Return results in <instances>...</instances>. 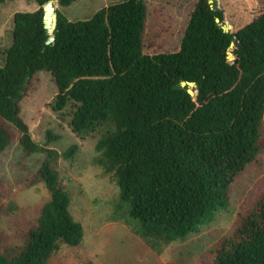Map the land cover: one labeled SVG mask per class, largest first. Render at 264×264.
Masks as SVG:
<instances>
[{
	"label": "trees",
	"instance_id": "trees-1",
	"mask_svg": "<svg viewBox=\"0 0 264 264\" xmlns=\"http://www.w3.org/2000/svg\"><path fill=\"white\" fill-rule=\"evenodd\" d=\"M25 1L39 10L15 15L0 68V156L14 144V131L25 157L46 154L30 185L44 184L51 198L17 246L0 247V264H50L64 248H81L85 241L53 167L59 158L74 159L80 148L62 156L43 148L21 116L40 73L57 87L54 112L76 105L70 123L75 135L113 127L98 143L93 169L118 189L113 222L153 252L162 255L228 211L236 179L264 152V9L250 10L254 0L222 6L196 0L180 50L152 54L148 0H126L85 22L58 12L54 37L44 26V6L57 1L66 9L77 0ZM238 19L243 26L226 33L227 20ZM56 139L48 137L50 143ZM205 262L264 264V193L198 264Z\"/></svg>",
	"mask_w": 264,
	"mask_h": 264
},
{
	"label": "rangeland",
	"instance_id": "rangeland-1",
	"mask_svg": "<svg viewBox=\"0 0 264 264\" xmlns=\"http://www.w3.org/2000/svg\"><path fill=\"white\" fill-rule=\"evenodd\" d=\"M124 1L77 0L66 9L55 1V7L70 22H85L99 11ZM215 1L222 6L226 0ZM148 2L151 12L148 45L156 44L151 52L148 49L149 53L179 51L196 0ZM254 2L255 10L248 2L250 10L258 13L264 9V0ZM38 10L37 4L25 0H7L0 6V68L3 67L5 53L12 45L15 15ZM225 13L230 16L227 11ZM244 23L245 20H227L226 27L236 31ZM57 95L52 77L48 73H40L21 104V116L36 144L56 151L60 156L73 146L80 148L74 159L59 158L53 167L58 170L60 181L71 196L73 217L85 228V241L81 248H64L50 264H198L202 259L211 257L216 244L234 232L240 217L252 211L264 193L263 152L258 162L236 179L231 188L228 211L218 215L214 223L203 227L187 241L176 242L158 255L124 224L113 222L118 189L110 180H100L99 172L93 169L95 159L101 155L97 150L98 143L113 127L107 126L90 135H75L70 123L77 107L70 103L63 112H54L53 103ZM12 135L14 144L0 156V247L6 244L17 246L24 238V230L29 224L37 223L42 208L51 198L44 184L30 185L46 154L25 157L19 135L15 131ZM49 135L57 138L56 141L50 143Z\"/></svg>",
	"mask_w": 264,
	"mask_h": 264
},
{
	"label": "water",
	"instance_id": "water-1",
	"mask_svg": "<svg viewBox=\"0 0 264 264\" xmlns=\"http://www.w3.org/2000/svg\"><path fill=\"white\" fill-rule=\"evenodd\" d=\"M51 6H55V2H51L48 5L44 6V26L45 29L49 32V34L54 37V33L57 30V26H58V12L53 9V8H49ZM51 9L53 10V14L50 18V15L48 14V10ZM49 22L52 23V26L49 25ZM219 22V20H218ZM231 30V27H226L225 28V32L229 33ZM55 42L54 38H52L48 44H53ZM186 86V84H184V87ZM191 88L194 87L193 84H190Z\"/></svg>",
	"mask_w": 264,
	"mask_h": 264
}]
</instances>
